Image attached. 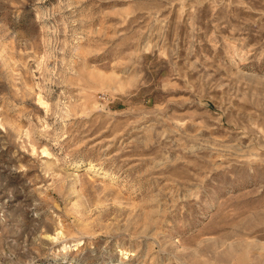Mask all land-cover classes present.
I'll return each instance as SVG.
<instances>
[{
    "label": "rangeland",
    "instance_id": "1",
    "mask_svg": "<svg viewBox=\"0 0 264 264\" xmlns=\"http://www.w3.org/2000/svg\"><path fill=\"white\" fill-rule=\"evenodd\" d=\"M0 264H264V0H0Z\"/></svg>",
    "mask_w": 264,
    "mask_h": 264
}]
</instances>
